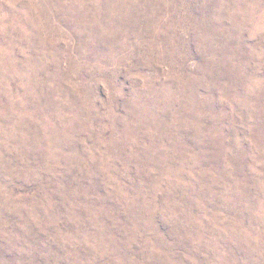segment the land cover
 <instances>
[{"label": "rangeland", "instance_id": "rangeland-1", "mask_svg": "<svg viewBox=\"0 0 264 264\" xmlns=\"http://www.w3.org/2000/svg\"><path fill=\"white\" fill-rule=\"evenodd\" d=\"M0 264H264V0H0Z\"/></svg>", "mask_w": 264, "mask_h": 264}]
</instances>
